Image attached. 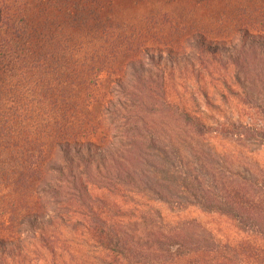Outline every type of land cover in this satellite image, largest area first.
<instances>
[{
    "label": "trees",
    "instance_id": "16d2710c",
    "mask_svg": "<svg viewBox=\"0 0 264 264\" xmlns=\"http://www.w3.org/2000/svg\"><path fill=\"white\" fill-rule=\"evenodd\" d=\"M146 1L0 0V264H264V222L240 211L264 210L253 178L214 205L247 232L233 240L195 219L167 223L148 195H158L151 169L176 150L158 140L156 116L209 129L171 102L165 50L172 57L184 44L210 71L245 72L257 59L264 69V52L250 39L220 58L205 38L214 30L166 10L121 17L126 2ZM249 129L264 146V128ZM190 193L214 208L201 188Z\"/></svg>",
    "mask_w": 264,
    "mask_h": 264
},
{
    "label": "rangeland",
    "instance_id": "374dc122",
    "mask_svg": "<svg viewBox=\"0 0 264 264\" xmlns=\"http://www.w3.org/2000/svg\"><path fill=\"white\" fill-rule=\"evenodd\" d=\"M153 8L176 14L188 25L200 22V26L214 30L212 36L205 38L211 46L222 50L218 53L220 58L226 57L228 52L237 54L239 47L250 39L256 41L251 46L264 52V0H241L239 4L237 0L192 4L179 0L174 3L161 0H148L143 4L126 2L121 17L139 16L144 10ZM235 9L242 12L236 20L232 19L235 15H230L231 19L214 15L232 13ZM245 22L252 26L249 32L244 31L247 29ZM242 27L244 29H240ZM216 36L227 38L216 39ZM192 50L183 44L172 49V57L165 50L162 63L167 62L173 69L166 82L167 93L172 103L197 116L209 129L198 133L178 114L156 116L154 129L158 140L168 150V144L172 143L176 150L163 154L164 158L161 155L163 159H158V168L151 169L152 188L158 195H148L153 199L150 204L159 208L167 223L172 224L179 218L195 219L218 238L233 240L244 237L247 232L232 216L219 213L214 205L220 203L219 195L226 194L232 187L242 186L244 177L258 182L253 194L263 189L264 146L256 144L257 138L249 128L254 125L264 128V69L257 59L251 61L253 67L248 72L237 70L231 64L230 70L212 66L214 69L209 67L210 71L194 58L199 50ZM191 59L194 65L188 63ZM145 64H149L147 59ZM197 188L207 194L206 202L214 207L210 211L190 193ZM148 195L141 202H147ZM160 197L165 202L158 199ZM240 211L248 220L264 222V210L260 208L252 210L240 206Z\"/></svg>",
    "mask_w": 264,
    "mask_h": 264
}]
</instances>
